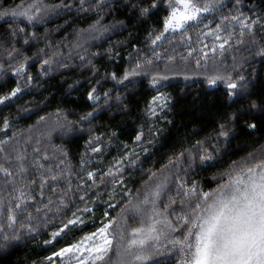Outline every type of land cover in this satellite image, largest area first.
<instances>
[{
	"label": "trees",
	"instance_id": "obj_1",
	"mask_svg": "<svg viewBox=\"0 0 264 264\" xmlns=\"http://www.w3.org/2000/svg\"><path fill=\"white\" fill-rule=\"evenodd\" d=\"M31 2L0 0V10ZM43 3L68 4V0H43ZM157 3L159 7L152 8V0H100L99 4L97 0H85L81 9L80 0H72L71 7L57 9L58 14H50L41 23L29 24L23 17L16 18L15 22L10 16L0 17V96L6 97L14 87L20 89L15 96L0 103V140L9 137L0 147L12 156L15 155L13 149L35 156L32 150L39 148L42 163L50 164L53 170L57 166L67 167L71 173L67 177L71 181L67 207L59 212L55 209L48 212L47 225L40 224L36 232L22 234L18 241L10 240L6 248H0V264H45L44 258L58 248L95 231L105 210L109 212L108 218L116 216L128 199L124 193L130 191L132 200L142 197L145 182L153 184L165 172L170 174L169 186L175 189V163L167 168L161 166L185 148L193 153L194 162L187 167L185 175L189 161L188 154L184 153L181 178L189 185L195 180L205 191L220 183V174L233 161L239 162L249 152L255 155L264 149V57L255 55L256 46L233 42L232 50L219 58L220 71L244 74L250 83L245 93L232 100L228 99L222 82L209 86L204 75H190L187 79L183 75H170L156 87L149 83L150 73L121 81L125 70L131 71L137 60L142 61L145 68L162 70L169 63L168 55L175 56V65L180 69L206 71L203 66L196 69L195 59L181 60V56L188 55L185 51L188 41H182L179 34L157 42L156 46L151 44L149 33L154 38L163 29V18L167 15L163 0ZM221 3L225 7L203 21L212 29L222 15L236 14L232 11L235 7L249 15L250 20L264 19V0H239V4L237 0H221ZM146 7L149 11L142 15L141 10ZM201 31L207 29L198 25L189 30L192 47H199L196 42ZM254 32L257 45H264L260 24L255 26ZM86 33H90V37ZM244 39L249 41L250 37ZM210 40L209 37L203 41L209 48ZM154 51L160 54L159 60L153 56ZM208 55L211 57L212 53ZM233 56L237 61L243 58L238 68L233 67ZM149 58L151 65L146 63ZM49 59L51 64L41 63ZM21 63L24 71L14 73L13 69H18ZM213 66L210 59L209 74ZM113 74L116 79L112 78ZM89 91H94L95 99L88 98ZM157 91L167 93L171 99L168 107L157 108L153 116L147 113V104ZM253 101L258 105L256 109L251 107ZM90 112V117L81 119ZM230 114H234L231 121ZM41 116L43 121L39 120ZM5 120L7 128L3 127ZM226 122L233 125L229 136L219 137V124ZM250 122L256 124L254 130L247 128ZM46 132H50V137L44 134ZM137 132L142 133L140 141L134 139ZM197 141H203L204 147L212 153V159L203 164L199 160ZM97 144L99 151H91ZM53 145L61 146L66 158ZM45 151L49 153L46 161L43 160ZM61 160L64 163H60ZM4 162L0 159V163ZM110 168H120V171L102 175ZM88 171H93L95 184L85 175ZM150 173L154 174L152 181L148 180ZM81 179L87 186L80 185ZM35 187L38 191V180ZM67 187L65 179L60 178L55 195H61ZM50 192L51 189H47L44 198L36 195V200L46 202ZM81 192L85 194L84 200L80 199ZM54 203L58 201L54 199ZM110 204L116 207L110 208ZM85 207L92 211L84 212ZM73 212L83 222L68 225L52 243L45 244L52 231L66 224L68 218H74ZM33 215H36L34 209ZM139 219L130 216L129 226H138ZM2 235L0 233V237ZM158 259L175 264L177 257Z\"/></svg>",
	"mask_w": 264,
	"mask_h": 264
},
{
	"label": "snow or ice",
	"instance_id": "obj_2",
	"mask_svg": "<svg viewBox=\"0 0 264 264\" xmlns=\"http://www.w3.org/2000/svg\"><path fill=\"white\" fill-rule=\"evenodd\" d=\"M163 2L167 15L163 18V29L154 38H152V33H149L151 44L156 46L157 42L170 37L175 38L179 34L182 41L185 39L188 41L185 45L188 55L181 56V60L187 62L195 59L196 69L203 66L206 71L201 73L180 69L175 65V56L168 55L166 60L169 63L165 64L162 70L145 68L143 62L137 60L131 71L125 70L121 81L129 76L150 73L152 78L149 83L156 87L160 80H167L170 75H183L185 79L190 75H204L209 86L215 85L217 81L222 82L229 100L245 93L250 87L249 80L244 74L234 75L229 71H220L222 61L219 58L232 50L233 42L237 45L249 43L250 46H256L255 55L264 57V45H257L254 32L257 24H260L261 31H264V19L250 20L249 15L235 7L232 11L236 14L233 15L230 12L228 15H222L215 29H212L203 21L208 15L219 12L225 7L221 0H203V3L200 0H163ZM84 3L85 0H80L81 9ZM99 3L100 0H97V4ZM71 6L72 0H68V4L57 5L44 4L43 0H32L29 4L19 3L0 10V17L10 16L14 22L16 18L23 17L29 24L41 23L50 14H58L57 9ZM151 6L152 8L159 7L157 0H152ZM148 11L147 7L143 8L141 14ZM198 25L207 31L200 32V37L196 42L199 47H192L189 30ZM92 30L95 31L94 28ZM20 31L23 32V28ZM86 34L90 37V33ZM245 36L250 37V40L246 41ZM209 37L211 48L203 42ZM209 52L212 53L211 57L208 55ZM194 53L198 55L194 56ZM8 55L11 57L12 53L9 52ZM153 56L157 60L161 58L160 54L155 51ZM81 59L83 60V57ZM210 59L214 65L211 74L207 71ZM242 62L243 58L237 61L233 56V67L238 68ZM41 63L51 64L52 61L51 59L43 60ZM146 63L151 65V58ZM17 71H24L22 63L18 69H13L14 73ZM112 78L116 79L115 74ZM19 91V87L12 88L6 97L0 96V103L15 96ZM88 98L95 99L94 91H89ZM170 99L167 93L157 91L156 95L148 100L147 113L155 116L157 108L168 107ZM251 107L256 109L258 105L253 101ZM91 115L90 112L81 119L86 120ZM233 115L230 114L229 121ZM39 120L43 121L44 117H39ZM3 127H8L7 120L4 121ZM232 127L230 122L219 124L217 135L227 138ZM247 128L254 130L256 124L250 122ZM44 134L50 137V132ZM39 135L38 132L37 136ZM141 136L142 133L137 132L134 139L140 141ZM8 139L9 137L5 136L3 140H0V145L6 143ZM36 143L39 144L40 140L37 139ZM196 145H199L201 164L212 159V153L204 147L203 141H197ZM196 145L192 147L195 148ZM52 147L66 158V153L63 152L61 146L53 145ZM13 151L14 156L5 153L0 147V154H3L0 159L5 161L0 163V184L3 185L0 187V192L3 193L0 195V233H3L0 237V248H6L10 240L18 241L22 234L36 232L40 224L47 225L48 212L54 209L59 212L61 208H66V197L71 192V181L67 180L71 173L67 167L60 169L57 166L53 170L50 164L42 163L39 148H33L35 156L18 149H13ZM91 151H99V144ZM184 153L188 154L189 161L185 168L186 175L187 167L194 162V155L187 148L176 153L174 157H169L168 163L161 166L167 168L173 162L175 163V189L169 186L170 174L167 172L161 178L156 179L153 184L146 181L142 197L138 196L136 200H132L130 191L124 193L128 199L116 216L108 218L109 212L105 210L100 225L95 228V231L87 232L79 240L65 244L44 260L48 261V264H57L52 257H59V264H168L167 261L158 259V257L167 256L169 259L177 257L175 264H264V149L255 155L249 152L239 162L233 161L220 174V183L207 191L199 188L195 180L189 185L185 179L181 178L180 165L183 162ZM52 155L54 156L55 152ZM48 159L49 153L45 151L43 160ZM60 163H64V160ZM116 163L120 164V160ZM81 165H83V160ZM120 167L122 168L123 165L121 164ZM113 171L119 172L120 168H110L109 172L102 175H111ZM85 175L95 184L93 171H88ZM62 177L68 187L62 190L61 195L56 196L59 179ZM153 177L154 174L150 173L148 180L152 181ZM37 180L39 181L38 191L35 187ZM113 183L117 181L114 179ZM80 185H84L83 179ZM49 188L51 192L46 202L44 199L36 200V195L44 198ZM84 195L81 192V200H84ZM112 195L114 196L115 193ZM53 198L58 203H54ZM92 199L95 200L96 197L93 196ZM109 207H116V205L110 204ZM33 209L36 215H33ZM83 211L90 212L92 209L85 207ZM130 216L140 218L138 226H129ZM72 217L74 218L67 219L66 224L52 231L51 238L44 243H52V240L60 236L68 225L76 226L83 222L75 212L72 213Z\"/></svg>",
	"mask_w": 264,
	"mask_h": 264
},
{
	"label": "rangeland",
	"instance_id": "obj_3",
	"mask_svg": "<svg viewBox=\"0 0 264 264\" xmlns=\"http://www.w3.org/2000/svg\"><path fill=\"white\" fill-rule=\"evenodd\" d=\"M34 11H35V10H34ZM158 108H159V107H158ZM161 257L163 258V257H167V256H161ZM158 258H160V257H158ZM52 259L55 260V261L57 262V264H59V260H60L59 257H52ZM45 264H48V261H46Z\"/></svg>",
	"mask_w": 264,
	"mask_h": 264
}]
</instances>
